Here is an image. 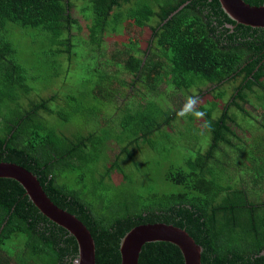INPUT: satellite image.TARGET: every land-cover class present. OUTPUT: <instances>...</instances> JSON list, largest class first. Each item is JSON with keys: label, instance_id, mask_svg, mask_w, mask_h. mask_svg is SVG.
<instances>
[{"label": "trees", "instance_id": "1", "mask_svg": "<svg viewBox=\"0 0 264 264\" xmlns=\"http://www.w3.org/2000/svg\"><path fill=\"white\" fill-rule=\"evenodd\" d=\"M85 1L80 8L84 17H75L71 0H0V88L16 89L20 99L31 91L7 36L11 23L38 28L51 35L57 45H64L56 52L65 53L70 61L71 38L75 37L72 30L85 28L90 43L99 47L106 32L130 33L132 27L148 25L151 33L145 48L130 37L123 42L124 48L116 49V60L129 79L113 81L111 78L115 76L94 67L80 84H86L83 95L101 99L106 106L113 102L109 90L113 82L130 88L141 83L148 93L162 98L148 96L145 102H131L130 107L129 103L114 105L119 114L107 119L101 117L103 109L99 103L92 111L97 113L94 118L102 123L101 127L86 134L73 132L74 138H69L66 145L61 141L65 136L57 139L50 155L41 154L35 138L45 140L58 134L44 126L46 118L40 111L67 119L58 109L63 96L52 93L46 98L29 100L30 106L18 116L15 125L5 124L4 134L0 135V162L15 163L32 172L58 207L85 224L94 239L95 264H121L122 237L131 228L145 223H166L184 229L201 247L200 264H264V200L251 201L243 183L223 184L212 165L213 161L221 163L216 151H223V145L233 147L232 137L239 135L230 125L234 123L239 128L236 113L229 112L230 106L247 116L243 103L254 94L258 100L256 111L264 121V27L236 22L224 12L219 0ZM244 1L250 5L264 4V0ZM227 82L235 83L231 96L218 117L213 118V108L199 103L205 96L200 85H209L206 91L217 90L214 95L219 98ZM161 85H170L173 92L180 91L189 97L190 89L197 88L194 110L205 113L204 124L211 134L207 149L186 160L185 171L172 165L166 169L164 180L168 189L148 190L142 207L132 209L127 202L116 205L114 200H102L101 195L90 199L85 192L58 183L64 169H79L82 162H88L92 155L89 145L93 148L95 141L112 142L113 137L119 147L111 163L103 165L105 174L118 170L126 180L123 167L136 161L133 148H138L140 141L156 147L151 135L161 133L163 126L180 117L184 108L181 101L167 106ZM112 89L120 92L118 87ZM57 98L62 103L53 108L51 102ZM70 98L76 101L75 97ZM160 99L165 107H161ZM207 103L216 106L215 100ZM80 111L83 114L82 105L76 110ZM41 128L43 136L38 133ZM100 129L102 135H97ZM48 149L51 150V144ZM256 150L259 159L263 157L259 163L264 162V146L258 144ZM257 163L253 160V165ZM257 171L262 174L259 178H264V167L261 173ZM77 258L75 237L46 217L17 179L0 176V264H73ZM137 264H183V255L172 242L150 241L141 246Z\"/></svg>", "mask_w": 264, "mask_h": 264}, {"label": "rangeland", "instance_id": "2", "mask_svg": "<svg viewBox=\"0 0 264 264\" xmlns=\"http://www.w3.org/2000/svg\"><path fill=\"white\" fill-rule=\"evenodd\" d=\"M71 1L74 3L73 16L82 17L83 12L80 8L86 4V1ZM86 10L90 15V10L88 8ZM151 24H154V21ZM72 32L75 37L71 38L73 47L72 60L70 61L65 53L56 52L64 45H57V41L46 32L30 26L19 27L12 23L7 27V36L16 50L14 53L16 60L24 69L23 75L31 91L27 97L20 99L16 95L18 93L16 89L0 88V135L4 134L3 129H5L6 123L10 126L15 125L18 116L30 106L29 100L46 98L52 93H57L58 97L63 96V103L61 99L57 98L53 103L51 102V106L54 108V105L62 103L58 109L67 119L60 120L57 115L56 118L54 114L48 115L40 111V114L46 118L44 126L52 128L58 134L45 140L40 139L41 137L35 138V145L40 148L42 155H50L53 144L63 136L65 138L61 141L66 145L69 144V138H74L71 135L73 132L86 134L100 128L102 123L95 121L94 117L97 113L92 111V108L99 103L103 109L101 117L107 119L108 117L118 116L119 110L115 109L114 105L123 106L125 103H129L128 106L130 107L131 102L137 100L145 102L148 96L156 99L162 98L161 95L158 97L153 93H148L141 83H136L135 88H130L128 85L119 87L117 83L113 82V86H111L118 87L120 92L113 91L111 87L109 90L111 91L110 94L114 96L112 98L113 102L106 106L101 99L94 98L92 100V98L83 95V91H85L83 88L86 84H80L81 81L87 80L89 69L94 67L115 76L111 78L113 81L117 78L118 80L129 79V74L123 70L121 63L116 60V49L124 48L123 42L128 41L130 37L134 40L137 39L139 46L145 48V42L149 39L151 33L150 26L132 27L130 33L126 30L106 32L99 47L90 43L85 28L72 30ZM92 76L93 74H90L89 77L92 78ZM234 85V82L225 83L222 86L224 89L222 96L218 98L214 95L217 90L206 91L209 89V85L201 84L203 91L201 94H205V96L200 98L199 103H204V107L213 108L211 116L217 118L222 106L228 102ZM160 88L163 92L162 96L164 95L163 98L167 101V106L173 107L174 103L178 101H181L185 106L189 94H181L180 91L173 92V87L170 85L166 87L161 85ZM190 92H192L191 96L193 97L199 94L197 88H191ZM70 96L75 97L76 101H70ZM83 97H86V99L81 100ZM212 100H215L216 106L207 103ZM162 101L164 100H159L160 103ZM80 105L84 108L83 114L82 111L76 112ZM243 105L248 111L247 116L235 107H229V112L232 115H235V113L237 115L235 120L239 124V128L234 123H230V125L239 135H236V138L232 137L233 147L223 145V151H216V158L220 159L221 163L213 161L212 165L223 184L229 183L232 186H237L243 183L247 187L251 201L260 202L264 200V178H259L262 174H259L257 170L261 171L264 162L259 163L263 160V157L260 156L259 159V156H257L259 153L256 150V145L264 146V121L260 119L261 115L256 111L258 100L254 94H250L249 101L244 102ZM161 107H165L164 104L162 106L161 103ZM193 108L196 109L197 104ZM202 114L205 115V113ZM39 122L41 124V121ZM81 122L83 123L81 124ZM40 132L43 136L42 128L38 131V133ZM63 133L66 135H60ZM97 135H102L101 129L97 132ZM151 139L156 143V147L140 141L138 143L139 147L133 148L136 161L127 163L125 166L123 163L120 164L124 166L123 170L127 173L126 180H124V173L118 170L105 174L106 166L103 165L111 163L119 147L113 137L110 139L112 142L109 140L104 143L95 141L93 148L89 145V151L92 155L88 162H82L79 169L67 167L61 175L59 174L60 177L57 181L59 184L66 185L67 188L85 192L90 199H97L101 195L102 200H114L116 205L127 202L132 209H140L145 202L143 196L148 190L168 189L169 184L164 180L166 169L172 165L185 171L186 160L190 157L195 158L198 153L207 149L211 134L206 129V122L204 124V116L198 118L192 114H184L182 111L180 117L172 120L170 125L163 126L161 133L151 135ZM50 144L51 150L48 149ZM103 149H106L104 152L105 157L101 159ZM253 160L258 163L253 165ZM65 163V159H63L62 164L65 165ZM102 175H104L103 178ZM253 177L257 179L254 180ZM96 210L99 213L102 212L99 206L96 207ZM79 262L78 259V264Z\"/></svg>", "mask_w": 264, "mask_h": 264}, {"label": "water", "instance_id": "3", "mask_svg": "<svg viewBox=\"0 0 264 264\" xmlns=\"http://www.w3.org/2000/svg\"><path fill=\"white\" fill-rule=\"evenodd\" d=\"M224 12L238 23L264 27V4L250 5L244 0H219ZM0 176L17 179L31 201L49 219L67 229L76 239L79 264H95L94 239L89 229L74 214L58 207L44 192L37 177L26 168L0 162ZM169 241L177 245L184 264H200L201 247L182 228L166 223H145L126 232L121 240V264H137L141 246L150 241Z\"/></svg>", "mask_w": 264, "mask_h": 264}, {"label": "clouds", "instance_id": "4", "mask_svg": "<svg viewBox=\"0 0 264 264\" xmlns=\"http://www.w3.org/2000/svg\"><path fill=\"white\" fill-rule=\"evenodd\" d=\"M197 100H198V97L190 96V97L187 98L186 104H185V106H184V108L182 110L184 112V114H192V115H195L198 118L203 115L201 112L196 111L193 108V106L196 104ZM78 259H79V257H78Z\"/></svg>", "mask_w": 264, "mask_h": 264}, {"label": "built area", "instance_id": "5", "mask_svg": "<svg viewBox=\"0 0 264 264\" xmlns=\"http://www.w3.org/2000/svg\"><path fill=\"white\" fill-rule=\"evenodd\" d=\"M73 264H78V258L74 260Z\"/></svg>", "mask_w": 264, "mask_h": 264}]
</instances>
